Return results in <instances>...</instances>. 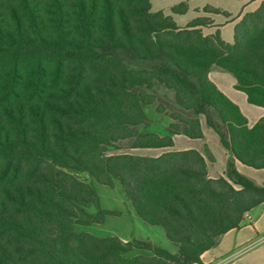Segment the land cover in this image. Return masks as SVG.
I'll list each match as a JSON object with an SVG mask.
<instances>
[{
    "label": "trees",
    "instance_id": "obj_1",
    "mask_svg": "<svg viewBox=\"0 0 264 264\" xmlns=\"http://www.w3.org/2000/svg\"><path fill=\"white\" fill-rule=\"evenodd\" d=\"M187 9L181 2L172 12ZM213 25L200 16L179 26L151 0H0V264H201L205 250L264 203V186L233 160L227 178H211L196 149L107 154L125 139L133 148H163L174 134L203 136L197 116L177 111L164 135L136 128L156 103L146 89L160 84L184 111L205 115L231 156L264 168V117L249 127L208 77L213 67L232 73L249 103L264 107V2L242 15L232 42L218 28L203 33ZM108 46L162 62L132 69L102 52ZM58 162L71 170H57ZM74 169L101 185L117 182L138 218L173 248L142 243L144 253L129 255L134 245L117 235L76 232L72 220L97 196ZM120 215L100 209L91 218Z\"/></svg>",
    "mask_w": 264,
    "mask_h": 264
},
{
    "label": "rangeland",
    "instance_id": "obj_2",
    "mask_svg": "<svg viewBox=\"0 0 264 264\" xmlns=\"http://www.w3.org/2000/svg\"><path fill=\"white\" fill-rule=\"evenodd\" d=\"M244 0H151L152 10H163L166 14L172 15L174 20L179 23H188L192 19L200 16L213 17L224 20L223 14L206 13L204 7L209 6L217 8L226 12H234L240 10L244 5ZM185 2L188 9L185 13H173L172 8ZM247 4V3H246ZM232 25L228 24L224 28L226 35L232 40ZM102 52L122 60L129 68H156L162 60L161 59H140L131 49L117 48L108 46L102 49ZM193 87L196 85V79L192 83ZM147 92L152 93L156 98L154 105L145 107L147 114V121L136 126L140 132H156L164 135L167 132V124L169 122L168 114L177 111L186 116H197L192 111H184L179 105L176 104L174 92L164 88L160 84H155L153 88L146 89ZM160 104L164 108L163 113L155 111L156 106ZM212 118L217 122V117L210 111ZM161 149L157 148H133L128 139L117 142L113 147L107 150V154H132L142 156H156ZM57 170L70 171V165L64 162L57 163ZM73 173L82 181L91 184L96 192V202L84 205L78 211V216L73 219V228L76 232L88 231L96 236H109L117 235L123 241L132 242L134 248L129 255L144 253V246L142 243L149 245H157L163 248L172 249L173 244L168 242L161 229L149 226L143 223L136 213L134 212L130 202L124 197L120 185L116 182L112 187L101 185L97 183L89 173L74 169ZM100 209H113L118 210L120 216H105L102 223L97 224L92 221L94 216Z\"/></svg>",
    "mask_w": 264,
    "mask_h": 264
},
{
    "label": "crops",
    "instance_id": "obj_3",
    "mask_svg": "<svg viewBox=\"0 0 264 264\" xmlns=\"http://www.w3.org/2000/svg\"><path fill=\"white\" fill-rule=\"evenodd\" d=\"M243 2L247 4L243 3L244 5L240 10H236L235 13L228 12L230 13L229 18L225 17L224 20H220L213 17L214 25L203 27V33L211 34L218 28L222 38L227 42H232L235 24L242 15L256 10L264 0H244ZM177 24L179 26L186 25L185 23ZM228 24L233 27L232 40L228 36V31L226 35L224 33V28ZM208 77L223 94L240 108L247 118L249 127H252L264 117V107L249 103L247 94L235 88L236 79L232 73L213 67L209 71ZM197 117L201 123L202 137L190 138L184 134H174V144L170 147L157 148L161 149L157 155L165 151L196 149L205 157L209 177L224 176L227 178V165L230 160H233L240 174L251 179L256 184L264 186V168L251 167L231 156L229 151L222 145L217 132L207 124L205 115L198 114ZM216 123L222 126L219 120ZM236 187L238 188L239 186L236 185ZM200 259L201 264H264V203L249 210L244 215L242 225L223 233L214 246L201 254Z\"/></svg>",
    "mask_w": 264,
    "mask_h": 264
}]
</instances>
